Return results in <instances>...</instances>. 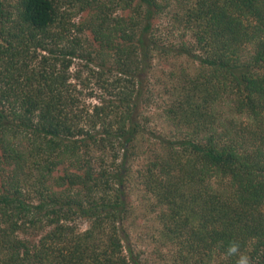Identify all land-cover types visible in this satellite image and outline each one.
Masks as SVG:
<instances>
[{
	"label": "trees",
	"instance_id": "1",
	"mask_svg": "<svg viewBox=\"0 0 264 264\" xmlns=\"http://www.w3.org/2000/svg\"><path fill=\"white\" fill-rule=\"evenodd\" d=\"M133 177L167 264H264V0H0V264H143Z\"/></svg>",
	"mask_w": 264,
	"mask_h": 264
},
{
	"label": "rangeland",
	"instance_id": "2",
	"mask_svg": "<svg viewBox=\"0 0 264 264\" xmlns=\"http://www.w3.org/2000/svg\"><path fill=\"white\" fill-rule=\"evenodd\" d=\"M161 66L166 70V64H161ZM72 71L73 69H71ZM88 102L94 103L93 100ZM145 113L149 117L150 127L155 128L157 131L163 130L165 126L163 121L159 119L158 107L152 105ZM242 120L241 122H243ZM167 131L166 128L165 133ZM137 179L136 177L132 178L128 193L125 195L126 202L130 204L133 210L131 217L126 222L130 245L135 252L140 253L143 264H167L174 257L175 250L164 245L160 236L162 226L157 220L159 211L154 207L155 202L145 192ZM86 226V223L81 224L80 230H84Z\"/></svg>",
	"mask_w": 264,
	"mask_h": 264
},
{
	"label": "clouds",
	"instance_id": "3",
	"mask_svg": "<svg viewBox=\"0 0 264 264\" xmlns=\"http://www.w3.org/2000/svg\"><path fill=\"white\" fill-rule=\"evenodd\" d=\"M225 254L227 256H235V264H253L251 257L247 253L241 251L240 243L236 240L228 243Z\"/></svg>",
	"mask_w": 264,
	"mask_h": 264
}]
</instances>
